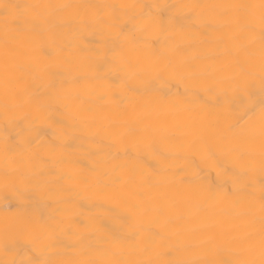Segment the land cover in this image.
Here are the masks:
<instances>
[{"label":"snow or ice","instance_id":"6c2138e0","mask_svg":"<svg viewBox=\"0 0 264 264\" xmlns=\"http://www.w3.org/2000/svg\"><path fill=\"white\" fill-rule=\"evenodd\" d=\"M118 7L126 9L133 5L121 2ZM139 7L142 11L143 6ZM103 11L112 17L116 7L109 4ZM160 11L161 4L153 3L152 10L143 13L144 17L155 21V31L151 35L145 34L142 39L139 38L140 19L123 12L119 13L121 19L112 20L106 31L91 28L87 35L96 32L101 43L91 51L84 50L81 41L78 49L80 67L76 69L58 62V49L51 42L37 49V55L43 61L41 71L44 76L39 93L28 97L35 101L34 114L28 118L20 117V134L15 145L7 148L10 159L20 158L24 163L22 190L9 192L11 198L0 201V211L11 221L6 227V246H14L18 239L27 241L39 257L35 264H66L61 259L63 256L88 254L99 243L106 230L94 216L86 215L90 209L81 207L82 202L94 203L85 192L88 186L103 187L107 205L116 210L122 227L118 234L109 233L105 239L115 248L147 251V264H198L195 258L185 261L180 257L185 250L195 252L208 244L210 241L205 237L214 226L251 222L257 203L260 223L264 225V144L259 158H255L247 143V128L232 126L224 134L217 129L212 112L202 107L197 121L161 131V136H171L175 140L164 146L173 157L188 155L197 147L201 154L206 152V139L213 136L221 157L217 160V168L231 167L241 175L252 172L259 177L247 184L234 182L232 192L224 188L210 190L202 203L176 212L172 210L174 203L161 202L154 190L173 180L177 184L190 181L183 174H168V165L160 161L151 138L123 141L86 129L64 102L70 91L91 84H98L104 94L113 88H121L123 78L114 80L109 74H119L117 59L122 46L132 43L135 38L139 46L158 59L168 50L167 37L172 31L185 33L187 40L198 39L206 57L218 60L219 66L229 69L216 80L193 85L200 95L214 92L222 102L217 106L219 110H227L229 90L235 95L254 86V81L242 77L248 66L245 41L255 39L253 32L234 35L222 13L204 17L180 7L172 8L166 24L162 25ZM96 13L93 9L92 14ZM178 17L182 21L180 24H177ZM125 23L131 24L127 30L123 29ZM154 40L159 41L158 49L153 47ZM45 48L49 54L44 53ZM261 53L264 55V42ZM101 65L102 71L98 70ZM205 68L215 72L217 65L212 63ZM56 72L64 73L59 81L55 78ZM232 80L238 82L230 85L228 82ZM260 87L264 89V68ZM44 130L49 135L43 134ZM98 135L103 143L91 139ZM124 135L139 137L142 131L133 125L121 131V136ZM81 160L87 161L86 167L79 163ZM196 175L192 173L193 177ZM5 204L9 206L4 207ZM77 219L83 222L79 223ZM18 222L24 223V231L38 229L43 241L21 237ZM61 241L71 246L65 247Z\"/></svg>","mask_w":264,"mask_h":264},{"label":"clouds","instance_id":"9594fccd","mask_svg":"<svg viewBox=\"0 0 264 264\" xmlns=\"http://www.w3.org/2000/svg\"><path fill=\"white\" fill-rule=\"evenodd\" d=\"M116 0H104L106 5ZM155 3V2H154ZM175 7L192 10L201 16L215 17L223 14L228 20L229 30L234 35L253 32L255 39L245 41V56L248 66L242 77L254 81V86L245 88L235 95L229 90L227 110L221 111L222 102L215 93L198 94L194 84L205 80H216L229 69L219 66L203 54V45L198 39L187 40L179 31L169 33V48L160 57L154 58L142 46L131 42L122 46L118 53L119 74H109L111 79L123 78L121 88H113L107 94L98 84H91L70 91L64 102L72 115L86 129L99 134L116 136L123 141L151 138L160 161L168 165V174H183L189 183L173 181L157 187L154 194L167 204L174 203L173 211L183 212L197 203H202L210 190L218 188L233 191V183L247 184L259 179L249 172L241 175L231 167L217 168L221 159L216 151L215 138L206 139L207 151L200 153L198 147L188 154L173 157L165 145L175 142L171 136H161L163 129H173L199 119L200 109L208 108L217 129L227 134L232 126L247 128V143L252 155L259 158L264 144V89L260 87L264 55V0H173ZM96 9V15L92 10ZM110 14L88 0H0V201L9 192L22 190L24 163L20 158L10 159L8 146H14L22 128L20 117L34 114L35 101L28 99L40 91L43 61L37 49L51 42L59 55L58 62L72 69L80 67L78 49L83 36ZM19 20V25L13 21ZM151 19L140 22L147 28V35L155 31ZM91 25V28L89 27ZM187 41V42H186ZM44 53L49 54L47 48ZM215 63L217 70H206L205 66ZM64 77V73H62ZM238 81L228 83L235 85ZM179 85L182 91L173 87ZM258 92L259 96L253 95ZM242 98V99H241ZM137 126L142 136H121V131ZM86 139H89L86 137ZM103 143L97 137H92ZM195 172L197 175L192 176ZM209 173H214L212 178ZM87 195L94 203H85L90 209L86 215L94 216L103 225L99 243L88 254L69 253L61 259L66 264H147L149 253L140 249L115 248L105 237L122 230L115 209L106 202V192L101 186H88ZM9 205L5 204L4 207ZM223 207V205H220ZM258 203L252 213V221L214 226L210 242L195 252L185 250L182 260L195 258L198 264H264V225L260 223ZM11 223L0 211V264H35L27 253L19 255L14 246H6V227ZM19 235L25 239L43 241L38 229L24 231V223L18 222Z\"/></svg>","mask_w":264,"mask_h":264},{"label":"bare ground","instance_id":"6f19581e","mask_svg":"<svg viewBox=\"0 0 264 264\" xmlns=\"http://www.w3.org/2000/svg\"><path fill=\"white\" fill-rule=\"evenodd\" d=\"M89 3L93 4V5H97L100 6L101 9L103 10V3L104 0H88ZM125 3V4H130L133 5L132 8H126V9H119L118 4L119 3ZM157 3V4H161V11L159 12V16H160V21L161 24H166L167 21V17L169 15V12L171 11L172 8L175 7V4L173 3V0H116L115 3H112L115 7H116V11L114 12L113 16L111 17V19H103L101 20L99 23L96 24V28L97 29H102V30H107L108 26H110L112 24V20L115 21H119L121 19L120 16V12H123L124 15H132L133 18L136 19H140V21H144L147 20L146 17L143 16V13L148 12L149 10H152V5L153 3ZM143 6V10L141 11L139 6ZM139 14V15H137ZM182 23L181 19L178 17L177 18V24ZM14 25H19L20 21L19 20H14L13 21ZM150 26H155V21L154 20H150L149 22ZM91 28V25L89 26ZM131 27L130 23H125L123 25V29L127 30L128 28ZM147 28H142L140 33H139V38L142 39L143 36L146 34L147 32ZM83 44L81 45V47L84 50H91L94 51L96 50V46L98 44L101 43V40L98 37V34L96 32L93 33V35H87L85 34L83 36ZM132 44L139 46L137 40L134 38ZM153 47L154 48H159V41L158 40H154L153 41ZM47 54V53H46ZM98 70L102 71L103 70V65L99 66ZM55 78L57 79V81H59L62 77V73L61 72H56L54 73ZM174 88H177L178 90L182 91V89L179 87V85L173 84ZM253 95L255 96H259L258 92H254ZM242 99V98H241ZM56 119H60V117H56ZM43 134L45 135H49V132L47 130L43 131ZM79 163H81L83 166H87V161L86 160H81L79 161ZM209 175L214 178L215 174L214 173H209ZM6 199H10V195L6 194L5 195ZM81 207H86L85 203H81ZM77 222L82 223L83 221L77 219ZM63 246L65 247H70L71 245H69L66 241H61L60 242ZM14 247L17 249L18 254L19 255H24L25 253H27L33 260H37L39 257H37L36 253L32 250L31 245L23 240V239H18L16 240Z\"/></svg>","mask_w":264,"mask_h":264}]
</instances>
